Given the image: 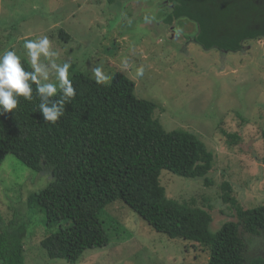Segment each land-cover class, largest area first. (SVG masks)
<instances>
[{"label": "rangeland", "instance_id": "rangeland-1", "mask_svg": "<svg viewBox=\"0 0 264 264\" xmlns=\"http://www.w3.org/2000/svg\"><path fill=\"white\" fill-rule=\"evenodd\" d=\"M172 6L166 0H0V53L13 50L30 62L25 43L46 36L57 55L41 56L45 67L54 60L71 65L69 77L81 72L97 80L99 69L107 82L115 72L130 78L134 95L154 104L152 116L164 130L189 131L213 153L210 184L167 170L160 171L159 183L168 198L208 208L215 231L226 221L237 222L222 200L223 182L243 209L264 204V39L244 41L236 52L203 49L193 40L195 23L165 21ZM41 83L57 84L55 71L49 67ZM50 177L49 170L33 171L12 154L0 166V226L24 229L25 264L207 262V247L156 232L121 200L98 216L103 244L88 247L75 263L48 258L40 241L59 225L47 226L44 214L28 209L26 199ZM89 213L85 208L78 216ZM242 236L248 259L264 256V234Z\"/></svg>", "mask_w": 264, "mask_h": 264}, {"label": "trees", "instance_id": "trees-1", "mask_svg": "<svg viewBox=\"0 0 264 264\" xmlns=\"http://www.w3.org/2000/svg\"><path fill=\"white\" fill-rule=\"evenodd\" d=\"M166 1L173 6L165 21L195 23L193 40L203 49L236 52L244 41L264 39V0ZM59 35L68 37L62 30ZM21 64L33 70L26 58ZM69 80L75 95L55 123L45 121L39 110L45 101L31 79L32 100L21 96L16 108L0 111V166L12 154L33 171L49 170L51 176L26 199L28 209L44 214L47 226L59 225L40 241L48 258L75 263L88 247L103 244L98 216L106 205L121 200L156 232L207 247L205 264H264V256L246 257L242 236L264 234V204L243 209L231 195V185L223 182L222 200L234 209L237 222L226 221L211 231L208 208L168 198L160 185L161 170L211 183L207 175L214 156L202 140L186 130H164L152 116L154 104L137 98L134 82L121 72L109 82L98 83L81 72ZM61 95L58 90L46 106ZM85 208L90 213L79 217ZM23 237V228L0 226V264H25Z\"/></svg>", "mask_w": 264, "mask_h": 264}, {"label": "clouds", "instance_id": "clouds-1", "mask_svg": "<svg viewBox=\"0 0 264 264\" xmlns=\"http://www.w3.org/2000/svg\"><path fill=\"white\" fill-rule=\"evenodd\" d=\"M24 47L27 49L32 65L31 72L25 70L21 64V57L15 51L7 50L0 53V111H10L16 108L21 96L25 100H32V89L27 83L31 79L33 83L39 84L37 94L45 101L40 103L39 110L45 121L55 123L57 117L63 114L64 103L69 102V98L75 95V89L68 78L71 65L69 63L59 65L54 60L51 61L49 67L55 71L58 83H40L41 80L47 81L49 78V67L41 63V56L50 58L55 57L57 53L50 50V42L46 36L39 41L29 40ZM137 72L141 74L142 69H138ZM96 77L98 83L107 80L99 69L96 70ZM58 90L62 93L61 99L55 101L52 107L46 106L48 98L55 96ZM57 104L59 108L56 107Z\"/></svg>", "mask_w": 264, "mask_h": 264}]
</instances>
